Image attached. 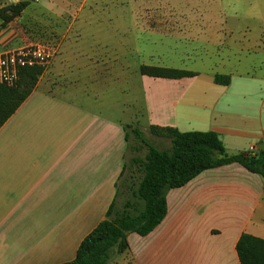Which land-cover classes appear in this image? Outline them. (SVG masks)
I'll return each instance as SVG.
<instances>
[{
	"label": "crops",
	"instance_id": "1",
	"mask_svg": "<svg viewBox=\"0 0 264 264\" xmlns=\"http://www.w3.org/2000/svg\"><path fill=\"white\" fill-rule=\"evenodd\" d=\"M237 1L223 11L241 21L264 6ZM30 2L1 30L0 53L49 41L57 54L0 128V264H62L74 260L114 201L118 208L128 141L123 123L75 103L94 93V55L79 41L83 3L48 0L28 12ZM223 28L209 42L228 49L218 67L181 69L195 74L181 79L148 77L147 126L213 132L228 155L250 148L255 155L264 146V25ZM166 207L162 222L147 236L128 234V249L109 264H240V236L264 239V179L237 163L169 190Z\"/></svg>",
	"mask_w": 264,
	"mask_h": 264
},
{
	"label": "rangeland",
	"instance_id": "2",
	"mask_svg": "<svg viewBox=\"0 0 264 264\" xmlns=\"http://www.w3.org/2000/svg\"><path fill=\"white\" fill-rule=\"evenodd\" d=\"M29 1L30 0H18ZM258 3H264L256 0ZM83 3L79 16L80 46L84 54L94 55V93L79 96L75 103L100 117L128 127L126 171L119 182L118 208L129 197L128 184L137 182L132 159L143 160L146 148L134 138L131 129L140 130L155 147L165 150L169 140L153 136L147 126L143 93L152 80L140 73L142 66L170 69L207 70L218 67L227 48L209 45L223 36L221 30L233 22L242 30L264 25V6L260 15L241 21L223 11L227 3L237 0H68ZM11 0H2L0 8ZM48 5V0H31L28 12ZM91 10H94L91 13ZM217 13H221L217 16ZM44 23H48L43 20ZM62 27L63 30V26ZM209 27L219 29L208 32ZM61 30V31H62ZM60 31V32H61ZM242 31V32H243ZM215 37V38H214ZM52 44L41 41L39 44ZM53 45V44H52ZM225 50V51H224ZM65 100V98L63 97ZM70 102L73 98L68 99ZM130 128V129H129ZM134 175V181L131 179Z\"/></svg>",
	"mask_w": 264,
	"mask_h": 264
},
{
	"label": "trees",
	"instance_id": "3",
	"mask_svg": "<svg viewBox=\"0 0 264 264\" xmlns=\"http://www.w3.org/2000/svg\"><path fill=\"white\" fill-rule=\"evenodd\" d=\"M2 0H0V3ZM29 1H17L0 8L1 30L27 8ZM43 68H24L12 87L0 84V128L35 89ZM143 76L150 78L181 79L192 77L193 72L162 68H140ZM229 78L216 76L217 84H227ZM130 129V128H129ZM158 138L169 140L170 147L160 150L151 144L138 129H131L134 138L146 148L143 160L132 159L137 182L128 184L129 197L120 208L114 201L106 218L88 234L79 245L74 260L62 264H109L114 252L128 249L127 236L136 233L150 234L164 219L167 211L166 194L180 188L204 171L237 163L264 179V151L255 155L230 156L218 136L213 132H180L172 127L149 128ZM128 141V127L124 128ZM125 170V169H124ZM134 175L131 179L134 181ZM120 192L116 193L119 197ZM240 264H264V239L242 234L236 244Z\"/></svg>",
	"mask_w": 264,
	"mask_h": 264
},
{
	"label": "built area",
	"instance_id": "4",
	"mask_svg": "<svg viewBox=\"0 0 264 264\" xmlns=\"http://www.w3.org/2000/svg\"><path fill=\"white\" fill-rule=\"evenodd\" d=\"M14 3V0H11ZM57 54V47L50 44H33L0 53V84L12 87L16 84L19 72L24 68H43L50 65ZM254 153V148L248 154Z\"/></svg>",
	"mask_w": 264,
	"mask_h": 264
},
{
	"label": "water",
	"instance_id": "5",
	"mask_svg": "<svg viewBox=\"0 0 264 264\" xmlns=\"http://www.w3.org/2000/svg\"><path fill=\"white\" fill-rule=\"evenodd\" d=\"M260 149H261L262 151H264V146H261Z\"/></svg>",
	"mask_w": 264,
	"mask_h": 264
}]
</instances>
